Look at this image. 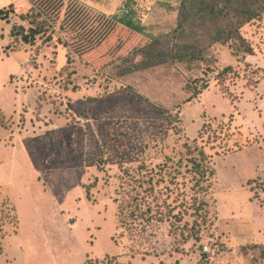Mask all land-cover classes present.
I'll return each mask as SVG.
<instances>
[{"label":"rangeland","instance_id":"obj_1","mask_svg":"<svg viewBox=\"0 0 264 264\" xmlns=\"http://www.w3.org/2000/svg\"><path fill=\"white\" fill-rule=\"evenodd\" d=\"M9 3L0 264H264V14L240 28V47L190 27L177 37L180 0H63L23 43L11 27L28 29L20 13L35 5ZM75 5L110 32L89 42L62 28ZM206 21L215 32L230 18ZM158 36L199 57L142 67Z\"/></svg>","mask_w":264,"mask_h":264},{"label":"trees","instance_id":"obj_2","mask_svg":"<svg viewBox=\"0 0 264 264\" xmlns=\"http://www.w3.org/2000/svg\"><path fill=\"white\" fill-rule=\"evenodd\" d=\"M30 1L34 3L35 9L31 8L24 15L20 13V17L21 19H29L31 26L25 29L20 24H13L10 32L16 40L23 43H32L36 37L43 36L45 26H48V17L52 18L58 15L63 6V0ZM12 12H14L12 3H9L7 7H0V20L7 21ZM42 14L46 17L42 21H37ZM263 14L264 0H180L175 32L179 37L190 27L199 30L201 33H208L210 42H230L231 45L237 46L239 41L241 47L244 41L239 33L240 28L253 19L261 18ZM210 15L221 16L225 19L230 18V21L214 32L206 21V17ZM95 17L100 20L97 24H95ZM117 22L135 30L128 19L117 20ZM61 26L74 31L76 38L87 39L92 42L95 38H101L110 32L113 23L104 14L93 16L82 5H75L67 8ZM142 51L145 55L142 67L156 66L171 60H194L200 54L198 47L189 43H178L166 50L162 46L160 36L154 37L149 44L143 47ZM187 147L190 148L189 145ZM192 162L193 165L199 167L198 173L203 177L205 175L203 168L206 165L196 159H192Z\"/></svg>","mask_w":264,"mask_h":264},{"label":"built area","instance_id":"obj_3","mask_svg":"<svg viewBox=\"0 0 264 264\" xmlns=\"http://www.w3.org/2000/svg\"><path fill=\"white\" fill-rule=\"evenodd\" d=\"M203 252L206 253V255H208L209 257H214L216 255V251L209 248V247H204L203 248Z\"/></svg>","mask_w":264,"mask_h":264}]
</instances>
